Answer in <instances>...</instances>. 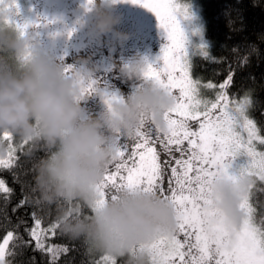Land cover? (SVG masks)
<instances>
[{"label": "clouds", "instance_id": "1", "mask_svg": "<svg viewBox=\"0 0 264 264\" xmlns=\"http://www.w3.org/2000/svg\"><path fill=\"white\" fill-rule=\"evenodd\" d=\"M116 4L95 0L90 11L83 6L82 22L94 39L108 34L121 44L130 39L118 29L122 17ZM11 17L10 9L0 11V156L9 151L5 132L28 140L33 146L26 152L34 160L32 193L38 205L55 212L60 231L98 251L126 257V264H150L139 249L177 231L175 206L154 193L127 188L104 199L98 186L116 156L119 137H135L146 122L167 132L166 113L175 104L174 95L145 79L148 61L138 57L119 66L120 74L139 81L138 86L126 96L109 97L103 110L90 115L82 106L78 76L66 74L38 32L21 33L7 22ZM97 71L90 60L76 68L85 76ZM255 183L248 175L215 180L213 206L230 228L243 222L240 204Z\"/></svg>", "mask_w": 264, "mask_h": 264}, {"label": "snow or ice", "instance_id": "2", "mask_svg": "<svg viewBox=\"0 0 264 264\" xmlns=\"http://www.w3.org/2000/svg\"><path fill=\"white\" fill-rule=\"evenodd\" d=\"M131 2L150 9L166 32L163 64L156 67L148 63L145 79L169 90L175 104L166 113V133L146 122L135 137L118 138L116 156L98 186L100 195L114 199L121 189L127 188L154 193L175 206L177 231L139 249L147 254L150 264H264V219L256 222V208L251 203L255 185L242 198L244 220L236 229L226 225L212 201L213 184L221 177L236 181L248 175L264 185V151L256 149V142L264 145V135L251 115V90L242 97L230 96L228 90L234 77L231 70L219 84L193 79V58L212 59L204 35L205 24L195 4L175 0ZM93 4V0H86L84 6L90 11ZM14 6L18 13V3ZM9 22L21 32L32 26L29 22ZM174 89H179L178 95ZM201 89L213 90L214 96L206 98ZM84 93L102 95L105 102L109 97L119 98L116 92L106 91L99 80L89 82ZM190 122H195V126ZM3 138L13 140L8 134ZM15 150L9 143V158L0 159V167H11ZM10 191L5 180L0 179V193ZM24 203L21 201L19 206ZM32 220V225L24 229L27 240L14 237V230L7 231L0 242V264H6V251L15 256V249L21 254L24 248L49 254V264H59L61 255L69 254L71 249L67 245L49 242L60 230L58 221L45 227L35 213ZM14 239L17 243L9 251V243ZM100 264H117V256L103 255Z\"/></svg>", "mask_w": 264, "mask_h": 264}, {"label": "trees", "instance_id": "3", "mask_svg": "<svg viewBox=\"0 0 264 264\" xmlns=\"http://www.w3.org/2000/svg\"><path fill=\"white\" fill-rule=\"evenodd\" d=\"M181 1L197 6L205 24L204 35L212 57L211 60L193 58V79L219 84L227 77L229 70L233 71L229 95L242 97L251 90L254 100L251 115L264 135V115H261L264 112V0ZM201 93L206 98L214 96L213 90L201 89ZM12 141L18 145L12 154V165L10 168L0 167V179H4L11 189L10 193H0V242L10 230H14V237L18 235L27 240L24 229L32 225L33 213L42 219L45 227L55 221V212L38 205L32 193L34 160L29 159L26 152L32 150L33 146L28 140L13 138ZM258 150L264 151V145L258 144ZM3 156L0 159L8 160L9 153ZM262 193L264 185L257 180L251 200L256 208L254 215L257 223L264 219ZM21 201L25 202L23 206H19ZM49 242L67 245L71 249L68 255H61L59 264H100L105 254L81 241L68 238L60 230L55 239ZM16 243V239L10 241L9 251ZM15 251V256L8 255L6 251V264H49V254L31 248H24L23 254L19 249ZM117 264H126V257H117Z\"/></svg>", "mask_w": 264, "mask_h": 264}, {"label": "rangeland", "instance_id": "4", "mask_svg": "<svg viewBox=\"0 0 264 264\" xmlns=\"http://www.w3.org/2000/svg\"><path fill=\"white\" fill-rule=\"evenodd\" d=\"M16 2L19 5L18 13L14 6ZM85 2L86 0H0V11L5 8L12 11V17L7 22L13 26L10 20L29 22L32 26L27 31H36L40 34L43 45L53 52L59 63L63 61L66 74L78 76L82 87V106L88 114L94 116L103 110L105 100L102 95L86 96L84 88L88 83L99 80L106 91L125 95L122 82L124 77L120 74L119 66L138 57L145 58L148 63L156 67L162 66V49L168 40L166 32L159 25L158 18L150 9L139 3H132L131 0H119L115 8L116 14L122 17V22L118 26L119 31L129 34V31L134 30L133 24L145 25L153 38L152 47L144 53L136 50L130 34V39L123 44L118 42L112 34H108L107 43L103 44V38L94 39L82 22V17L85 16L83 7ZM175 2L185 3L181 0H175ZM84 60H90L92 64L99 66V71L94 76L76 73V68ZM173 91L174 94H179V89ZM173 117L179 118L176 114H173ZM190 123L195 126V122ZM6 134L10 136V133ZM9 143L17 149L16 143L8 141ZM258 144L259 142H256V149L260 151Z\"/></svg>", "mask_w": 264, "mask_h": 264}, {"label": "flooded vegetation", "instance_id": "5", "mask_svg": "<svg viewBox=\"0 0 264 264\" xmlns=\"http://www.w3.org/2000/svg\"><path fill=\"white\" fill-rule=\"evenodd\" d=\"M132 27L134 28V30L129 31V34L133 37V44L135 49L140 50V52L142 53H144V51H147L148 49H151L153 38L146 26L139 23L136 25L133 24ZM106 43L107 35L103 37V44ZM108 43L110 44V42ZM106 48L108 49L107 46ZM69 60H71V57H69ZM60 63L63 65V61H60ZM122 82L124 86L125 95L133 91L135 87L139 84V81L127 80L126 78H123Z\"/></svg>", "mask_w": 264, "mask_h": 264}]
</instances>
